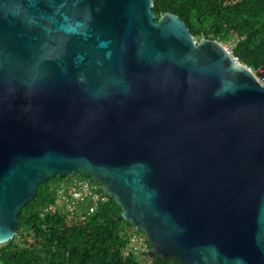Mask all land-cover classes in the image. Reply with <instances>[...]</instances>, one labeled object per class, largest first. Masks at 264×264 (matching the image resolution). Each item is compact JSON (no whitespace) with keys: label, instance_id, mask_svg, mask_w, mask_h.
Wrapping results in <instances>:
<instances>
[{"label":"water","instance_id":"obj_1","mask_svg":"<svg viewBox=\"0 0 264 264\" xmlns=\"http://www.w3.org/2000/svg\"><path fill=\"white\" fill-rule=\"evenodd\" d=\"M153 4L0 0V245L81 173L153 258L264 264V70Z\"/></svg>","mask_w":264,"mask_h":264},{"label":"trees","instance_id":"obj_2","mask_svg":"<svg viewBox=\"0 0 264 264\" xmlns=\"http://www.w3.org/2000/svg\"><path fill=\"white\" fill-rule=\"evenodd\" d=\"M153 12L157 20L166 13L178 16L196 40L233 44L234 57L255 73L264 70V0H154ZM79 175L76 179H88ZM69 178L56 177L39 187L20 215L17 236L0 245L3 264H181L153 258L148 251L136 254L133 240L144 234L110 198L92 215L84 204L74 215L59 209L57 190Z\"/></svg>","mask_w":264,"mask_h":264},{"label":"built area","instance_id":"obj_3","mask_svg":"<svg viewBox=\"0 0 264 264\" xmlns=\"http://www.w3.org/2000/svg\"><path fill=\"white\" fill-rule=\"evenodd\" d=\"M57 196L58 202L65 201L67 203L66 211L72 215L80 210L83 204L87 206L88 214L92 215L100 204L107 203L109 200V196L104 192L103 187L89 179H74L61 184L58 187ZM53 209V207H50L48 211ZM138 250H140V247H134L136 254H138Z\"/></svg>","mask_w":264,"mask_h":264},{"label":"rangeland","instance_id":"obj_4","mask_svg":"<svg viewBox=\"0 0 264 264\" xmlns=\"http://www.w3.org/2000/svg\"><path fill=\"white\" fill-rule=\"evenodd\" d=\"M223 44V43H222ZM231 53H233V44H223ZM81 177L79 174L75 175V176H70L69 180H74L76 178H79ZM66 183V182H64ZM58 208L63 210V211H66V208L68 207L67 203L65 201H59L58 202ZM145 238L142 234H138L136 236V238H134V242L132 244L133 247H140V250H143V251H149L148 249V246L145 244ZM145 257V256H144ZM146 258V257H145ZM0 264H3L1 259H0Z\"/></svg>","mask_w":264,"mask_h":264}]
</instances>
